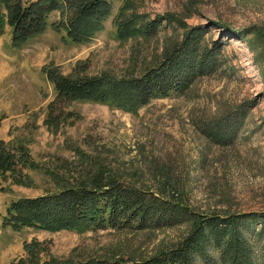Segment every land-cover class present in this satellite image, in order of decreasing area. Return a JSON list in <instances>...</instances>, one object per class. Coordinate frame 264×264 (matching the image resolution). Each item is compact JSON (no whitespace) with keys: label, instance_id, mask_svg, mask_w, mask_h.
<instances>
[{"label":"rangeland","instance_id":"374dc122","mask_svg":"<svg viewBox=\"0 0 264 264\" xmlns=\"http://www.w3.org/2000/svg\"><path fill=\"white\" fill-rule=\"evenodd\" d=\"M108 2L111 12L103 27L84 42L68 40L52 27L64 13L60 9L48 14L44 32L22 46L13 45L10 26L0 36V140L21 142L38 164L23 174H0V264L24 256V244L33 239L49 242L47 259L132 264L178 246L195 217L264 218V0H133L129 13L140 14V24L160 20L161 25L152 36L127 39L117 36L115 24L124 1ZM195 27L207 29L204 47L221 48L214 73L198 77L183 94L155 98L136 111L75 101L74 123L49 129L47 106L55 89L45 65L70 76L141 77ZM219 127L236 128L232 139L214 140L211 131ZM98 182H121L156 201L178 203L189 218L142 229L17 230L3 224L10 203L20 198ZM244 225L256 264H264V221Z\"/></svg>","mask_w":264,"mask_h":264},{"label":"trees","instance_id":"16d2710c","mask_svg":"<svg viewBox=\"0 0 264 264\" xmlns=\"http://www.w3.org/2000/svg\"><path fill=\"white\" fill-rule=\"evenodd\" d=\"M123 1L115 17L117 36L120 39L152 36V29L159 27L160 20L140 24L142 16L129 13L133 0ZM55 9L64 10V13L52 23V27L64 32L66 39L79 43L89 40L103 27V20L111 12V4L108 0H37L26 5L23 0H0V36L6 26H10L13 45L22 46L46 30L48 14ZM152 24L154 28H151ZM206 33L207 29L203 27L187 30L182 44L141 77H118L107 72L70 76L63 74L59 66L45 65L43 71L55 89V96L47 106L49 129L56 132L65 124L74 123L79 113L70 106L75 101H95L136 111L155 98L185 93L198 77L217 70L221 48L217 44L204 47ZM235 129L223 131L219 127L211 131V137L225 142L232 139ZM37 166L21 142L0 140V174L9 171L23 174L24 169ZM24 176L27 185L31 180L27 173ZM151 195L121 182L70 186L10 203L3 224L17 230L24 227L73 230L84 226L142 229L189 218L187 210L180 204L172 206L168 204L170 201H156ZM195 218L191 233L178 246L160 256L132 264H197L200 261L202 264H256L254 244L242 228L246 222L262 223L264 218L250 214ZM24 249L25 255L13 264H130L123 259L112 262L91 260L88 263L47 259L44 254L49 255V242L37 239L27 241ZM211 249L216 254L210 252Z\"/></svg>","mask_w":264,"mask_h":264}]
</instances>
